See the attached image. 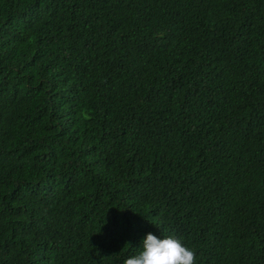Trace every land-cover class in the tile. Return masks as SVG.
<instances>
[{"label": "trees", "instance_id": "obj_1", "mask_svg": "<svg viewBox=\"0 0 264 264\" xmlns=\"http://www.w3.org/2000/svg\"><path fill=\"white\" fill-rule=\"evenodd\" d=\"M147 233L264 264V0H0V264Z\"/></svg>", "mask_w": 264, "mask_h": 264}, {"label": "clouds", "instance_id": "obj_2", "mask_svg": "<svg viewBox=\"0 0 264 264\" xmlns=\"http://www.w3.org/2000/svg\"><path fill=\"white\" fill-rule=\"evenodd\" d=\"M140 251L123 264H196V253L175 234L158 237L147 233Z\"/></svg>", "mask_w": 264, "mask_h": 264}]
</instances>
